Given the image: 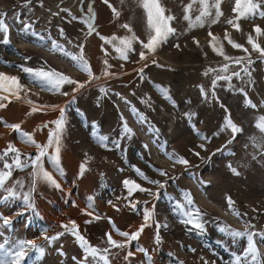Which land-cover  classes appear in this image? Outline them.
Wrapping results in <instances>:
<instances>
[{"label":"rangeland","instance_id":"obj_1","mask_svg":"<svg viewBox=\"0 0 264 264\" xmlns=\"http://www.w3.org/2000/svg\"><path fill=\"white\" fill-rule=\"evenodd\" d=\"M25 2L26 0H0V13L6 14L5 19L9 25V43L3 42V34L0 33V72L18 76L27 89V95L37 106L58 105L65 110L67 124L60 160L64 175L61 176L56 171L48 157L44 158L45 169L53 174L61 188L37 181L33 198L39 216L34 215L31 210L24 211L21 199L0 203V213L15 217L11 228L3 229L4 235L0 236V243H3L5 237L12 240L35 239L38 244L44 243L42 232L47 230L49 236L55 235L63 230L62 224H68L71 220L79 225L80 232L91 244L103 248L106 247V232H112L116 240L125 239L115 234L108 218L120 230L131 233L144 223L143 211L148 208L154 209L149 226L125 249H112L109 255L111 264H180L181 261L183 264H205V261L209 264L213 261L215 264H224L225 261L232 260L231 253L242 252L247 246V239L236 238L234 241L231 236L219 231L221 227L227 225L244 231L250 225V231L264 232V155L249 140L250 136H260L254 127V117L264 115V107H244L245 95L239 91L244 89L247 97L257 105L264 100V60L259 59V54L253 52L247 44V35L251 33L255 36L253 25L258 24L264 28V19H242L239 21L242 31L238 32L224 22L234 15V0H224L221 5L224 15L219 23L185 31L187 22L183 20L184 6L191 0H162L168 9L166 14L176 17L171 22L176 34L169 36L154 54L148 55L146 61L140 60L139 52L143 49L138 41L134 42L128 59L124 60L119 57L113 44H106L100 37L129 35L127 29L120 27L127 23L139 40L146 41V17L136 0H125L123 4L120 0H109L121 12L119 19L114 17L104 0H31L27 7ZM90 7L95 14V31L92 35H87L88 27L84 21L91 15ZM198 7L199 5L193 6V18L199 14L196 11ZM24 22L32 25L28 32L23 30ZM225 30L236 42L249 49L253 63L249 64L244 60L236 65L212 51L208 44L211 39L209 32L221 39L227 55L247 56L223 39ZM194 38L200 42V47L193 42ZM53 41L73 55L79 54L78 46L83 45L85 58L98 79L92 80L76 92L73 91L74 86L65 85L61 91L68 92L67 96L42 90L41 85L33 82L22 71L21 66L56 69L81 82L88 80L87 75L74 66L71 57L65 56L61 51L51 50ZM259 42L264 46V37ZM177 44L179 47H176ZM105 60L107 65H111L108 68L112 74L110 76L104 75L107 67ZM153 60L156 64L152 63ZM224 64H228L229 70L222 74L231 75L233 71H238L240 78L233 76L230 82L233 88L228 87V81H217L216 99L209 94L208 100H205L199 86L211 90L212 80L217 72H210L207 76L204 72L208 69L218 71ZM141 68L143 72L139 71ZM244 68L251 73L250 77L243 71ZM174 77L181 79L176 91L170 89ZM156 85L168 89L171 101L164 98ZM101 87L108 90L106 95L99 91ZM4 103L7 107L0 109L3 121L21 124L22 130L34 132L35 139L41 144L47 141L48 128L40 131L37 129L56 120L59 110L46 109L27 115L31 106L23 100L12 99L10 103ZM221 104L229 110L234 122L243 128V132L232 143H228L231 139L230 132L214 135L225 116ZM132 107L146 117L141 123L153 135V146L139 131L136 123L140 121L131 111ZM186 113L195 115L189 119ZM121 116L135 133L131 139L121 134ZM51 127L54 125L50 124L49 128ZM94 131L97 135L109 138L108 148L98 145L93 136ZM197 131L206 139H201ZM112 141H119V148ZM9 142L15 144L22 153L36 154L34 146L22 143L17 133L0 125V152ZM202 143L205 145L203 149L199 147ZM165 152L183 156L189 164L173 166V161ZM195 152L200 155H195ZM85 160H88L89 170L81 178L78 176L79 166ZM229 163L240 175H234L229 170ZM133 166L164 186L161 188L141 179ZM156 168L164 169L168 175H159ZM31 171L30 167L14 170L12 179L6 186H11L14 180H23L24 188H17V191L27 192L31 183ZM125 179L135 180L142 187L150 189L151 193L135 192L133 197L125 200L127 191L122 183ZM186 191L191 193L195 206L206 213L203 217V233H198L192 225L180 223L182 217L175 205L184 202ZM7 195L6 191L0 189V200ZM226 195H230L235 201L239 217L228 209ZM89 197L93 198V208L88 207ZM133 199L140 202L135 211L128 206ZM113 204L120 210L117 211ZM83 209L94 211L102 219L85 223L92 218ZM20 211H24L23 216L16 217V213ZM2 223L0 220V224ZM157 233L162 240L160 244L155 242ZM255 239L261 252H264V241H261L259 235ZM61 246L65 255L57 251ZM139 248L145 249V252H140ZM129 251L134 255L125 260ZM74 256L81 258L82 250L75 243V238L66 234L51 245L45 244V254L41 259L37 260L36 254L31 253L23 264H76L72 259Z\"/></svg>","mask_w":264,"mask_h":264},{"label":"snow or ice","instance_id":"obj_2","mask_svg":"<svg viewBox=\"0 0 264 264\" xmlns=\"http://www.w3.org/2000/svg\"><path fill=\"white\" fill-rule=\"evenodd\" d=\"M120 2L121 4H123L125 3V0H120ZM223 2L224 0H191L189 4L184 6L183 20L187 22V28L185 29V31L197 27L203 28L206 24L208 26H211L219 23L221 17L224 15L221 8ZM30 3L31 0H26L25 7H27ZM104 3L111 9L114 17L119 19L121 12L118 11L114 6H112L109 3V0H104ZM136 3L143 9L146 17V41L139 40V37L127 23L121 24L120 27L127 29L129 35H126L124 37H117L113 35L110 38L101 36L100 38L106 44H113L115 47V51L119 54V57L124 60L128 59V53L133 50L134 42L138 41L143 49L139 52L140 60L146 61L148 59V55L154 54L157 51L158 47L168 40L169 36L176 34V29L172 26L171 23L176 19V17L170 14H166L168 12V9L164 6L162 0H136ZM194 5H199V7L196 8V11L199 14L196 15L195 18H193L191 15ZM41 7H43L42 2ZM63 11L67 12L68 9H63ZM89 12L91 13V15H89V18L84 21V23L88 27L87 35H92L95 31L93 25L95 14L92 13L91 7L89 8ZM232 13H234V15L231 18L226 19L224 22L227 25H230L234 30L238 32L242 31L241 25L239 23L240 20H252L254 18L264 19V0H234ZM53 15H58V13H53ZM5 16V13H0V33L3 34V42L7 44L9 43V25L6 22ZM73 19H75V17H73ZM31 27V24L24 22V32H28ZM253 32L255 33V36H253L251 33L247 35V44L251 46V50L253 52L259 54V59L264 60V46H262L259 42V39L261 37H264V28H261V26L258 24H254ZM32 34L35 35V33ZM63 34V30H61V35ZM97 35H99V33H97ZM208 36L211 38L208 41V44L211 47L212 51L217 55L224 57L226 61H231L236 65L241 64L244 60H247L249 64L253 63V61L251 60V53L249 52V49L244 45L236 42L232 35L227 32V30H225L223 39L226 40L227 43L231 45V47L241 50L242 52L246 53L247 56L232 57L227 55L221 39L214 35L212 32H209ZM193 42L197 45V47H200V42L198 40H195L194 38ZM78 47L80 48V53L77 55H73L69 52L64 51L62 45L53 41L51 50L61 51L65 56L71 57V60L74 62V66L87 75L88 80L84 82L76 80L71 76L64 74L63 72L57 71L56 69H33L31 67L21 66L22 71L26 73L33 82L39 83L42 90H47L53 93H59L61 95L67 96L69 95V93L61 90L65 85H72L74 86V92L79 91L80 89L84 88L86 84L91 83L92 80L98 79V77L94 75L89 61L85 58L83 45H79ZM176 47H179V45L177 44ZM104 63L105 65H107V60H105ZM152 63L156 64V61L153 60ZM146 66L147 65L145 64V67ZM109 67H111V65H107L104 70L105 76L112 75L108 71ZM228 70V64H224L218 71L216 69H208L204 72V75L206 76L209 75L210 72H217L216 76L212 80L211 90H205L202 85L199 86L201 96L205 100H208L209 94L213 99H216L215 87L217 81H228V87H234L230 82L233 76L240 78V72L233 71L231 75L222 74L227 73ZM139 71L143 72V68H141ZM243 71L249 77L251 76V73L248 72L247 68H244ZM156 87L165 99L171 101L172 98L168 94V89L163 88L160 85H156ZM99 91L106 95L108 90L101 87ZM239 91L243 92L245 95L244 107L251 109L264 107V100H262L260 104L257 105L247 97V93L244 92V89H239ZM116 95L119 96L120 94L116 93ZM12 99L23 100L25 103L31 106L30 112H28L27 115H32L33 113L46 109L52 111L59 110L60 113L59 117L56 120L49 121L37 129V131H40L44 128H48L47 141L43 144L35 139L34 132L29 133L23 131L21 124H9L6 121H3L2 118H0V125L12 129L15 133H17L18 138L22 143L34 146L36 149L35 155H32L30 153H22L15 144L9 142L6 148L2 152H0V164H2V167H0V189H3L8 193V195L5 196L3 200H0V203H6L10 199H21L24 211L31 210L34 215L39 216V212L36 210V204L33 198V192H35L36 190L37 181H43L57 189L61 188V184L57 181L53 174L45 169L44 158L48 157L55 165L56 171L61 176L64 175V169L60 166V160L61 152L64 147L63 136L66 132L67 124L65 110L58 105L37 106L36 102L27 95V89L25 85L20 82L18 76H11L6 73L0 72V109L6 108L7 104L4 102L8 101L10 103ZM121 99L125 98L121 97ZM142 102L147 103V101ZM126 103L130 102L126 101ZM220 107L224 109L225 116L223 118V123L221 124L218 131L214 133V135H220L225 132H230L231 139L228 140V143H232L236 139L237 135L243 132V128L234 122L229 110L225 108L223 104H221ZM131 111L138 116L140 122H143L146 119V117L138 113L135 107H132ZM185 115L188 116L189 119H191V117L195 115V113H186ZM121 120L123 121L121 134L126 138L131 139L132 136L135 135L133 129L128 126V123L126 120H124L123 116H121ZM254 120V127L259 131L260 136H250L249 140L252 143L253 147L260 149L261 154L264 155V115H257L254 117ZM50 124L54 125V127L49 128ZM197 135L200 136L201 139H206L202 133H199V131H197ZM93 136L100 147L108 148L107 141L109 138L107 136L97 135L95 131L93 132ZM112 143L115 144L117 148H119V141H112ZM245 146L247 147V145ZM145 147H147V145H145ZM199 147L203 149L205 148V145L202 143L199 145ZM217 151H220V149H217ZM164 154L173 161V166H175L176 164L187 166L189 164V161L183 156L168 152H165ZM194 154L197 156L200 155L199 152H195ZM229 154L234 155V153ZM22 156L24 157V159H22ZM253 159H256V157L253 156ZM87 163L88 160H85L79 166L78 176L81 178L84 176L85 172L89 170L87 167ZM29 167L32 169V171L29 173V176L31 177V183L27 192L21 193L17 191V188H19L20 190L24 188L23 180H14L11 186H6L7 182L12 179L14 170H24ZM227 167L234 175H240V173L235 167L232 166L231 163H229ZM133 169L137 176L147 181L148 183L158 185L161 188L164 186L158 180H151L147 175H145L143 171H141V169L135 166H133ZM155 171L158 172L161 176L168 175V173L162 168H156ZM169 179H173V177H169ZM122 183L123 187L127 191V196L124 197L125 200H128L129 197H133L135 192L151 193L150 189L142 187L135 180L125 179ZM88 199V207L93 208V198L89 197ZM225 199L228 209L231 211V213L234 216L239 217L240 213L235 208V201L231 198L230 195H226ZM138 203L140 202L133 199L129 201L128 206L131 208V210L135 211ZM112 206L116 208L115 204H113ZM175 208L176 210H178L179 215L182 217L180 223L184 225H192V228L196 229L198 233H203V217L206 215V213H204L199 207L195 206L193 197L190 192H184V202H178L175 205ZM116 210L119 211L120 209L116 208ZM24 211L17 212L16 217L23 216ZM82 211L92 218L88 221H85V223H92L93 221H99L100 219H102L100 215L94 214V211H88V209H83ZM153 215L154 209L150 210L148 208H145L143 211L144 223L141 224V226L135 232L131 233L128 231L120 230L115 226L111 218H108V222L112 226L115 234L125 239L123 241L116 240L113 238L112 232H106L104 238L106 247L103 248L91 244V242L80 232L79 225H77L75 221L71 220L68 224H62L61 228L63 230L57 232L55 235L49 236L47 234V230L42 232L41 236L44 243L38 244L35 239L12 240L10 237H5L3 243H0V264H23V262L27 258H29L31 253H35L36 259L39 260L45 254V244L51 245L59 241L60 238L65 236L66 234H70L71 236H73L75 238V243L82 250L81 258L78 259L75 256L72 257V259L76 261V264H111L109 255L111 254L112 249L123 250L132 241L137 240L140 237L141 233L144 231V228L149 226L148 222L153 217ZM14 219L15 217L5 216L0 213V220L3 221V223L0 224V236L4 235L3 229L11 228ZM250 227L251 226L249 225V228ZM249 228H246L244 231H240L232 229L230 226L225 225L224 227H221L219 229L220 232L231 236L234 241L236 238L246 237L247 239V246L243 248L242 252L240 254H237L235 252L231 253L233 257L232 260L225 261L224 264H264V252H261L260 248L257 245V240L255 239V237L259 235L261 241H264V232H252L249 230ZM189 230L191 231V229ZM155 242L157 244H160L162 242L159 233H157L155 236ZM62 249L63 246H61L60 249H57V251L61 255H65ZM138 250L140 252H145V249L143 248H139ZM193 251L195 250L193 249ZM132 255H134V253L129 251L127 252V255L124 257V259L127 260L128 257ZM180 264H183V262L181 261ZM205 264H209V262L205 261ZM211 264H215V261L211 262Z\"/></svg>","mask_w":264,"mask_h":264},{"label":"bare ground","instance_id":"obj_3","mask_svg":"<svg viewBox=\"0 0 264 264\" xmlns=\"http://www.w3.org/2000/svg\"><path fill=\"white\" fill-rule=\"evenodd\" d=\"M132 119V118H131ZM137 126L139 127V131L143 134V136L149 140V142H152V146L154 145V137L153 135L151 134V132L148 130V128L146 126H144L141 122H138L137 121ZM153 148V147H152ZM156 150V149H155Z\"/></svg>","mask_w":264,"mask_h":264},{"label":"water","instance_id":"obj_4","mask_svg":"<svg viewBox=\"0 0 264 264\" xmlns=\"http://www.w3.org/2000/svg\"><path fill=\"white\" fill-rule=\"evenodd\" d=\"M180 83H181V79L179 77H174L170 83V89L176 91Z\"/></svg>","mask_w":264,"mask_h":264}]
</instances>
